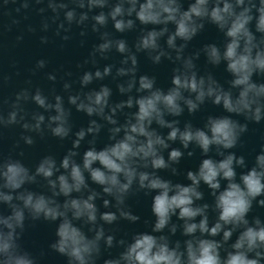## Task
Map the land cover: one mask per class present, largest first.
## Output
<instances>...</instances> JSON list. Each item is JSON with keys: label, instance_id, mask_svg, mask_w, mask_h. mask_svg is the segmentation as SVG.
Wrapping results in <instances>:
<instances>
[{"label": "clouds", "instance_id": "obj_1", "mask_svg": "<svg viewBox=\"0 0 264 264\" xmlns=\"http://www.w3.org/2000/svg\"><path fill=\"white\" fill-rule=\"evenodd\" d=\"M30 2L23 0L20 8L28 9ZM34 2L46 4L37 9L42 16L52 13L43 18V31L50 22H58L56 35L76 25L85 36L90 22L100 42L84 61L95 70L83 72L79 90L73 92L71 82L63 83L71 107L54 89L46 95L40 88H24L11 102L4 101L9 103L7 114L0 109V130L14 125L22 129L14 147L19 148L20 141L28 147L36 143L26 133L41 139L48 134L60 141L71 138V148L59 161L45 155L34 168L0 154V264H39L22 244L29 222L32 226L36 221L56 223V239L48 247L65 257L66 264H97L103 252L113 248L121 250L103 259V264H264V220L248 218L254 204L264 207V144L251 167L244 155L233 151L242 143L249 123L264 122V82L253 79L264 77V0ZM109 24L118 33L139 29L134 45L114 38L107 30ZM208 25L222 35V42L187 52ZM41 42L47 43V37H41ZM113 52L122 57L119 66L97 67V56L106 60ZM139 53L153 64L167 59L174 65L170 87H158L154 75H138ZM201 56L212 68L224 66L227 87L211 71L198 70ZM45 67V60L36 62V69ZM107 77L119 81L117 91L125 99L113 102L112 89L103 84L84 91ZM47 79L55 82L56 75L49 73ZM29 102L43 111L29 113L24 107ZM209 103L223 114L208 115L202 126L181 122L185 112L195 115ZM72 107L89 117L87 127L75 132ZM105 129L108 143L98 149L97 138ZM197 149L201 160L184 173L188 183L161 175H179L181 160L194 156ZM31 185H43L47 192L35 191ZM140 193L152 197L151 231L117 239V229L105 226L121 220L138 222L140 217L127 200ZM97 200L106 211L100 210ZM177 233L181 238L173 239Z\"/></svg>", "mask_w": 264, "mask_h": 264}, {"label": "water", "instance_id": "obj_2", "mask_svg": "<svg viewBox=\"0 0 264 264\" xmlns=\"http://www.w3.org/2000/svg\"><path fill=\"white\" fill-rule=\"evenodd\" d=\"M22 2L23 0H15V2L9 0V3L5 5L4 0H0V109L7 114L9 103H4V101L11 102L15 98V94L24 88H28L31 91L40 88L46 95L50 94L54 89L56 94L65 97V106L71 107L67 105V93L63 91V83L65 81L71 82L72 90L75 92L80 88L79 77L83 72L95 70L91 63L85 65L84 61L89 59V53L92 51L93 46L100 42L98 34L91 31L90 22L85 36L80 35L82 29L76 25L72 26L70 32L65 33L61 30L60 35H56L58 22H50L49 29L43 31L41 27L42 20L45 16L51 17L52 13L51 11H47L42 16L37 12V9L46 7V4H36L34 0H31L29 8L23 9L20 8ZM187 6L188 4L185 2L184 7L187 8ZM17 8H20L19 12L16 11ZM60 20H63V13L60 15ZM14 21L16 22L14 23ZM169 27L172 26L170 25ZM30 28L34 29V31H29ZM107 30L112 33L114 38L125 39L130 47L134 45L139 34V29L126 33L115 32L111 24L108 25ZM64 35L70 38L64 40L62 39ZM18 37H22V39H17ZM41 37H47V43H42ZM222 40V35L215 27L208 25L204 31L190 42L187 52L191 53L206 43H220ZM82 41L83 43H81ZM161 43L163 44L164 41L162 40ZM41 59L46 61V67L36 69V62ZM96 59L98 61L97 67L102 69L107 64L119 66V61L122 57L120 54L113 52L109 54V58L106 60L100 59L99 56ZM78 65H83V67H78ZM173 67L174 65L167 59L162 60L160 64H153L146 54H138V75H154L157 86L160 88L167 89L170 87ZM197 67L201 73L211 71L222 84H225V81L229 79L223 65L212 68L206 64L203 56L197 61ZM49 73L56 75L55 82L47 79ZM253 79L258 82H264V77L254 76ZM118 82V80H113L112 77H107L103 81H94L84 91L92 88L98 89L102 84L107 85L112 89V101L119 102L125 99V97L121 96L117 91L116 85ZM225 87H227L226 84ZM24 107L29 113L32 111H43L31 102L25 104ZM210 114L220 115L223 113L220 107L209 103L195 115L190 116L185 112L180 119L182 123L185 120H190L193 125L202 126L205 118ZM45 115L47 116V113ZM234 118L244 122L242 117ZM121 120H123L122 116ZM88 121L89 117L85 113L76 111L74 107L71 108L73 132L79 130L81 127H87ZM248 128V132L241 138L242 143L233 149V151L237 155H244L248 166L251 167L255 155L260 151L261 145L264 144V122L260 124L249 123ZM160 131L164 134L167 133V129H161ZM21 133L22 129L18 125L0 130V154L5 157L11 155L14 159H20L29 168H34L35 164L45 155H54L59 161L66 151L71 148V138L60 141L48 134L41 139L35 133H26L34 136L36 143L33 146L28 147L23 144V141H20V147H14L16 142L20 140ZM106 143H108V134L105 129L97 138L96 147L98 149L102 148ZM86 147L87 143L85 142L82 144L80 151L83 152ZM173 147H179V144H174ZM21 151H23L22 156L19 154ZM211 155L214 156V153ZM165 156H167V153H165ZM214 158L218 159L219 157L214 156ZM200 160L201 155L197 149L194 156L187 157L186 155L181 160L178 165L180 170L179 175L170 176L167 172H161V175L172 179L174 182L186 184L188 181L185 179L184 173L190 169L194 170L200 163ZM237 171L241 170L237 169ZM91 186L99 190L97 185L92 184ZM29 187L35 191L47 192V189L43 185H31ZM202 190L205 192L206 201L211 203L212 198L208 195L206 186L202 185ZM151 200V195L146 196L143 193L131 196L127 200V204L131 211L140 217V220L136 223L121 220L117 224L106 225V229H117L115 233L117 239L123 237L126 233L130 236L136 232H150L151 222L154 219L151 213ZM96 203L101 211L107 210L102 207L101 200H97ZM3 211L7 213L8 209L5 207ZM253 216H260L264 220V207H257L254 204L248 218L251 220ZM29 224L30 226L22 238V244L27 250L38 257L39 264H66L65 257L51 251L48 247L56 239V223L36 221L32 226L31 222ZM85 231H87L86 227ZM177 238H181L179 233H177L176 237H173V239ZM233 239H235V236ZM120 250L119 248H113L104 251L97 264H103V259L108 258L110 255H117ZM41 253H43L42 256Z\"/></svg>", "mask_w": 264, "mask_h": 264}]
</instances>
